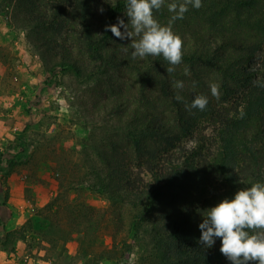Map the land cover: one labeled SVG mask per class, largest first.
<instances>
[{
	"label": "rangeland",
	"instance_id": "obj_1",
	"mask_svg": "<svg viewBox=\"0 0 264 264\" xmlns=\"http://www.w3.org/2000/svg\"><path fill=\"white\" fill-rule=\"evenodd\" d=\"M37 2L49 12L50 1ZM37 2L0 0V115L12 103L16 117L10 124L17 126L8 134L0 131V139L6 138L0 181L7 184L12 172L30 178L14 182L13 190L0 188V264H166L164 255L178 242L170 233L172 216L188 217L206 200L218 202L217 177L197 165L206 148L220 141L219 133L229 131L215 129L212 109L229 106L235 113L261 76L246 86L200 59L182 58L172 72L164 59H145L140 67L103 63L96 45L77 37L83 33L79 16L47 15L50 21L40 25L30 15ZM154 17L162 25L170 18ZM170 27L183 52L204 48L217 58L241 56L234 66L240 74L264 60V37L253 27L226 18L213 25L191 11ZM121 41H109L105 52ZM178 80L183 89L175 88ZM160 82L174 93H165ZM213 83L219 99L211 94ZM196 95L208 97L204 111L185 106ZM135 109L151 110L172 135H136ZM200 139L206 146L195 143ZM167 152L197 168L175 175L152 209L143 208L145 197L133 192L139 185L130 176L148 181L146 160ZM220 245L217 238L207 248L209 262L226 264Z\"/></svg>",
	"mask_w": 264,
	"mask_h": 264
},
{
	"label": "trees",
	"instance_id": "obj_2",
	"mask_svg": "<svg viewBox=\"0 0 264 264\" xmlns=\"http://www.w3.org/2000/svg\"><path fill=\"white\" fill-rule=\"evenodd\" d=\"M42 1V0H36ZM50 1L51 7L49 12L41 8L37 2L36 11L31 15L32 21L40 25L47 24V15L53 20L60 13L70 14L74 17L79 16L82 23V36L78 38L88 46L96 45V53L98 59L103 63H112L116 65L118 62L128 64L130 66H144L142 64L145 59L147 61H159L164 59L162 56H147L143 58H133L131 53L132 41L138 40L139 37L132 36V39L122 40L117 44L116 48L110 54L105 52V45L113 40L115 36L110 30L106 29V25L117 23L118 18L124 19L126 0H43ZM173 0H165L164 6L159 10H153V15L157 17L172 15L168 11L167 5ZM183 2V0H181ZM103 9L101 12L100 9ZM40 10L42 12H40ZM199 15L205 21H209L213 25L226 18L229 21L241 23L245 26L253 27L259 30L264 37V0H202V6L199 9L189 5L188 12ZM79 39V40H80ZM258 47L257 45H255ZM104 49V50H103ZM65 51H69L65 49ZM241 56L231 57L229 55L221 58L214 57L207 49H194L190 53L183 52V58L188 60L200 59L219 67L225 74L237 79H243L244 84L248 86L250 79L261 77L256 80L255 84L248 90V93L242 97V100L236 103V112L232 113L229 106L212 109L210 122L217 131H227L225 134L220 132V141L214 147H207V151L201 154L200 161L197 165L213 176L217 177L221 185V191L216 196V200L230 198L236 191L243 187L250 186L252 183L264 182V60L259 67L246 66L241 74L236 72L235 65H239ZM121 58V59H120ZM146 61V60H145ZM77 68V64H73ZM162 90L165 93H174L165 86V82H160ZM243 111V116L241 112ZM135 119L137 126H134L136 135L144 134L158 138H166L172 135L167 125L162 120L155 119V113L151 110L142 112L135 109ZM137 148H140L138 139L136 138ZM197 145L206 146L205 140L195 141ZM219 143V144H218ZM175 153L167 152L163 155L150 156L145 162V176L149 178L144 180V176H130L134 183L138 181L136 190L145 199L143 200V208L149 210L155 205L159 199L162 186L171 183L175 175L180 174L182 170H195L196 166L182 165L174 156ZM217 202V203H218ZM215 204L209 199L197 208L198 211L189 214L188 217H174L171 224V236L178 242L176 245H170L169 252L164 255L166 264H213L209 262V250L202 244H199L196 237L199 231V223L208 207ZM196 209V210H197ZM142 220L141 216L137 217V223ZM175 248L173 254L171 249ZM214 247L212 248V257L215 260L218 253ZM189 260V263H188ZM226 264L228 260H223Z\"/></svg>",
	"mask_w": 264,
	"mask_h": 264
},
{
	"label": "clouds",
	"instance_id": "obj_3",
	"mask_svg": "<svg viewBox=\"0 0 264 264\" xmlns=\"http://www.w3.org/2000/svg\"><path fill=\"white\" fill-rule=\"evenodd\" d=\"M164 3L165 0H126L127 22L118 18L117 23L106 25V29L120 40H131L135 34L139 39L132 41V57L162 56L170 65L166 67L167 72H172L175 69L171 66L181 63L183 51L181 38L170 26L184 18L189 5L199 9L202 0H173L167 5L172 13L167 25H162L153 15V10L161 9ZM174 86L183 89L184 82L178 80ZM210 90L212 96L219 99L215 83L210 85ZM176 98L183 100L179 94ZM208 103L207 96L196 95L185 106L189 110L204 111ZM202 216L198 225L201 231L199 244L211 248L219 238V250L230 264H264V182L239 189L232 197L208 207Z\"/></svg>",
	"mask_w": 264,
	"mask_h": 264
},
{
	"label": "built area",
	"instance_id": "obj_4",
	"mask_svg": "<svg viewBox=\"0 0 264 264\" xmlns=\"http://www.w3.org/2000/svg\"><path fill=\"white\" fill-rule=\"evenodd\" d=\"M8 108H6L5 111L1 112L0 115V131L3 133H11L13 130L15 131L17 129V126L15 125L14 127L11 126L10 120H13L16 117V110L13 107V104H7ZM6 138L3 136L0 139V152L4 151V140Z\"/></svg>",
	"mask_w": 264,
	"mask_h": 264
},
{
	"label": "crops",
	"instance_id": "obj_5",
	"mask_svg": "<svg viewBox=\"0 0 264 264\" xmlns=\"http://www.w3.org/2000/svg\"><path fill=\"white\" fill-rule=\"evenodd\" d=\"M10 175V176H9ZM7 178V180H8V182H7V184L5 185V184H3V182L2 181H0V188L1 187H5V188H7V187H9V185H10V190H13L14 188H13V186H14V182H15V184H19V183H21V182H26V181H28L30 178H29V176L27 175V174H17V173H11V174H8V176H6L4 179H6ZM1 183H2V185H1ZM2 189V188H1ZM1 189H0V191H1ZM17 192H18V194L19 193H21L22 191H23V189H22V186H20V187H17ZM22 189V190H21Z\"/></svg>",
	"mask_w": 264,
	"mask_h": 264
}]
</instances>
